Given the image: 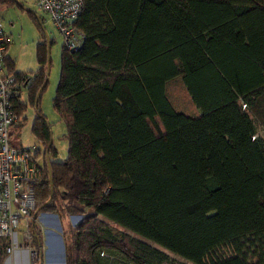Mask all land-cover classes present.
<instances>
[{
	"label": "trees",
	"instance_id": "trees-1",
	"mask_svg": "<svg viewBox=\"0 0 264 264\" xmlns=\"http://www.w3.org/2000/svg\"><path fill=\"white\" fill-rule=\"evenodd\" d=\"M29 14L38 68L5 55L24 119L48 77ZM75 25L85 38L62 46L52 102L66 157L39 106L47 85L31 127L38 212L78 217L66 264H181L155 243L195 264H264V0H84Z\"/></svg>",
	"mask_w": 264,
	"mask_h": 264
},
{
	"label": "built area",
	"instance_id": "built-area-1",
	"mask_svg": "<svg viewBox=\"0 0 264 264\" xmlns=\"http://www.w3.org/2000/svg\"><path fill=\"white\" fill-rule=\"evenodd\" d=\"M60 31L63 46L76 50L85 35L75 22L84 0H35ZM11 43L0 17V239H6L8 255L16 249H28L31 264H37L41 246L33 243L36 225V187L42 175L37 146L24 147L12 143L11 127L21 117L15 110V98L23 93L21 82L6 71L5 55Z\"/></svg>",
	"mask_w": 264,
	"mask_h": 264
},
{
	"label": "rangeland",
	"instance_id": "rangeland-1",
	"mask_svg": "<svg viewBox=\"0 0 264 264\" xmlns=\"http://www.w3.org/2000/svg\"><path fill=\"white\" fill-rule=\"evenodd\" d=\"M25 8L29 9L31 12L38 16L42 24L40 25L49 35V38H53L55 42L51 45V68L48 75V84L43 91L40 99V109L47 117V122L50 126L52 132V139L55 146L58 148V158L63 159L67 155L68 140L64 137L65 125L59 119L57 113L54 111L52 102L55 94V90L59 80L60 68H61V51L63 46V41L61 38L60 31L56 28L54 22L49 18V16L44 13V11L38 6L35 0H19ZM0 12L2 22L6 30H12V41L10 47L7 51V55L10 56L15 61L16 70L18 71H31L36 70L38 67V62L36 58V46L39 41V36L41 34L40 30L32 20L29 12L24 8L21 9L16 6H1ZM13 22V23H12ZM12 23V24H11ZM40 24V23H39ZM22 99L27 100V89H23ZM185 101V99H183ZM37 113V109L34 106L29 105L23 120L18 123V125L12 128V143L17 146L33 147L41 146L35 136L32 133L31 125L34 116ZM51 124H50V123ZM258 134L264 138V128L257 124ZM38 212V211H37ZM41 217L51 216L53 219V227L50 225L49 229H52L54 233L64 231V229L69 228V224L75 223L78 219L77 216L68 217L63 222L60 220L57 214L48 212H38ZM39 220V218H38ZM64 234V232H63ZM62 235V234H61ZM65 242V239H64ZM156 246L163 249L169 253L173 258L179 261L181 264H195L172 251L167 250L161 245L155 243ZM44 256H45V249ZM61 257V251L59 252ZM61 261V262H60ZM60 264H66L64 256L59 260Z\"/></svg>",
	"mask_w": 264,
	"mask_h": 264
},
{
	"label": "crops",
	"instance_id": "crops-1",
	"mask_svg": "<svg viewBox=\"0 0 264 264\" xmlns=\"http://www.w3.org/2000/svg\"><path fill=\"white\" fill-rule=\"evenodd\" d=\"M0 10H1V8H0ZM28 12H30V11H28ZM0 17H1V12H0ZM7 32L10 34L11 41H12V33H13L12 30H7ZM9 47H10V45L8 46L7 51L9 49ZM7 51H6V55H7ZM15 69H16V66H15ZM16 71H18V70H16ZM31 71H34V70H31ZM22 95H23V93H22ZM37 113H38V111H37ZM21 119H23V118H21ZM21 119H20V121H22ZM20 121H18L17 123H15L11 127V133L12 134H13L12 128L15 125L17 126ZM32 123H33V121H32ZM31 127H32V125H31ZM37 149H38V147H37ZM38 215L39 214L36 215V217H37L36 226L40 230V235H39L40 242H41L40 246H41L42 251H43V249H45V256H44V251H43V256H42L43 264H60L61 261L59 262V260L62 259V256H64V260L66 262L65 242H64L63 230H61V232L54 233V232H57L58 230L54 231L52 229H49L50 225H52V227H53V219L51 217L53 215H51V216L45 215L44 217H41ZM38 218H39V220H38ZM60 251H61V257L59 255ZM29 255H30V253H29L28 249H16L14 251V253H12L10 255H6V258L4 259L3 264H31Z\"/></svg>",
	"mask_w": 264,
	"mask_h": 264
},
{
	"label": "water",
	"instance_id": "water-1",
	"mask_svg": "<svg viewBox=\"0 0 264 264\" xmlns=\"http://www.w3.org/2000/svg\"><path fill=\"white\" fill-rule=\"evenodd\" d=\"M16 1V3L17 4H19V5H21V7L22 8H24L25 10H27V11H30L29 9H27V8H25L24 7V5L19 1V0H15ZM31 12V11H30ZM33 13V12H32ZM34 14V13H33ZM35 15V14H34ZM37 17V19H38V21H39V23H40V25L42 24V22H41V20L39 19V17L38 16H36ZM43 29V28H42ZM44 30V29H43ZM45 33V35H46V39H47V50H48V63H47V74L49 75V72H50V68H51V41H50V38H49V35L46 33V32H44ZM47 83H48V77H47V79H46V81L44 82V84H43V86L39 89V91H38V94H37V97H36V104H35V107L36 108H38V102H39V97H40V95H41V92H42V90H43V88L47 85ZM53 143V139L51 140V144ZM49 148H50V146H49ZM49 148L47 149V151H46V155H47V164H48V169H49V172L51 173V170H52V168H51V166H52V162H51V160H50V158H49ZM50 187H51V190L53 191V187H54V181H53V178H52V176L50 177ZM51 198H52V196H51ZM51 198L49 199V201L51 200ZM39 211V210H38ZM38 213V212H37ZM34 234H35V236L36 237H38V234H37V232H36V230L34 229ZM43 256V251H42V254H41V257ZM40 264H43V262H41Z\"/></svg>",
	"mask_w": 264,
	"mask_h": 264
},
{
	"label": "flooded vegetation",
	"instance_id": "flooded-vegetation-1",
	"mask_svg": "<svg viewBox=\"0 0 264 264\" xmlns=\"http://www.w3.org/2000/svg\"><path fill=\"white\" fill-rule=\"evenodd\" d=\"M39 157H40V163L42 164V160H41L42 156L40 155Z\"/></svg>",
	"mask_w": 264,
	"mask_h": 264
},
{
	"label": "bare ground",
	"instance_id": "bare-ground-1",
	"mask_svg": "<svg viewBox=\"0 0 264 264\" xmlns=\"http://www.w3.org/2000/svg\"><path fill=\"white\" fill-rule=\"evenodd\" d=\"M7 255V254H6Z\"/></svg>",
	"mask_w": 264,
	"mask_h": 264
}]
</instances>
